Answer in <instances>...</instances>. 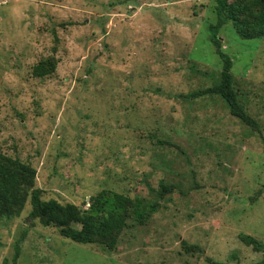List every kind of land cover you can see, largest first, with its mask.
Returning <instances> with one entry per match:
<instances>
[{
    "label": "rangeland",
    "instance_id": "rangeland-1",
    "mask_svg": "<svg viewBox=\"0 0 264 264\" xmlns=\"http://www.w3.org/2000/svg\"><path fill=\"white\" fill-rule=\"evenodd\" d=\"M217 21L215 0H0V153L36 168L45 200L84 207L108 188L159 203L109 249L29 219L28 200L0 217V264L263 259L240 234L264 243V37L242 39L231 21L219 31L257 126L218 95L186 97L222 70ZM47 59L55 70L36 76Z\"/></svg>",
    "mask_w": 264,
    "mask_h": 264
},
{
    "label": "trees",
    "instance_id": "trees-1",
    "mask_svg": "<svg viewBox=\"0 0 264 264\" xmlns=\"http://www.w3.org/2000/svg\"><path fill=\"white\" fill-rule=\"evenodd\" d=\"M218 21L211 26V41L222 60V70L212 86L189 93L186 97L196 98L206 94L218 95L225 102L232 115L250 126H257L256 120L247 113L240 102L235 89L232 73L233 60L222 49L219 31L232 22L234 29L242 39L264 37V0H215ZM55 70L53 60L39 62L33 73L44 77ZM36 168L17 158L0 153V217L13 218L21 214L26 203L32 205L29 219H38L45 225L55 224L61 227V233L81 244L102 242L105 247L115 249L118 235L129 226V219L135 216L139 223L145 222L150 213L157 211L158 202H145L142 197L132 198L116 190L104 188L90 197L86 206L74 203L63 204L56 199L45 200L41 189L35 187ZM171 186L161 182L160 196L171 191ZM79 227H78V226ZM240 239L255 250L264 252V243L250 234H240ZM20 255V246H16L14 262ZM212 264H223L212 262ZM255 264H264V257Z\"/></svg>",
    "mask_w": 264,
    "mask_h": 264
}]
</instances>
